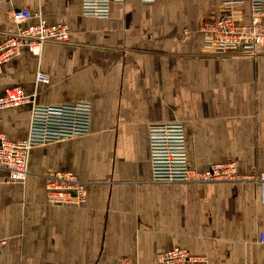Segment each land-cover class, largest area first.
<instances>
[{
  "label": "crops",
  "instance_id": "crops-1",
  "mask_svg": "<svg viewBox=\"0 0 264 264\" xmlns=\"http://www.w3.org/2000/svg\"><path fill=\"white\" fill-rule=\"evenodd\" d=\"M230 1L243 2L248 24L250 0H125L106 18L85 16L83 0H0V46L38 15L70 33L68 44H45L39 57L24 48L0 65V97L19 88L39 106L92 103L88 134L32 148L25 182L0 170V264H157L174 249L207 264H264L263 184L153 180L149 133L160 123L182 125L197 172L264 173V46L255 57L203 52L202 25ZM14 10L33 18L14 24ZM31 108L0 111V132L26 140ZM49 172L86 183V200L50 204Z\"/></svg>",
  "mask_w": 264,
  "mask_h": 264
},
{
  "label": "built area",
  "instance_id": "built-area-1",
  "mask_svg": "<svg viewBox=\"0 0 264 264\" xmlns=\"http://www.w3.org/2000/svg\"><path fill=\"white\" fill-rule=\"evenodd\" d=\"M151 3L155 0H142ZM125 0H83V13L88 17L106 18L112 3ZM243 2L223 4L220 15L205 22L200 32L204 41V54L227 55L242 50L249 56H257L264 46V0H250V22L244 23ZM33 15L27 10H14L11 22L21 25ZM38 23L20 27L0 46V65L19 56L24 48L39 57L45 44L65 45L70 42L67 26H51L37 16ZM185 38L189 32H184ZM1 71V69H0ZM38 83L48 79L39 75ZM32 104L28 137L23 141H11L0 132V170L8 173V183L25 182L29 172V155L32 148L62 140L87 135L90 128L92 103L88 98L64 104L35 105L33 98L19 88L7 90L0 97V111ZM150 154L153 180L156 183L212 184L256 181L264 186V173L258 176H240L233 164L217 165L205 173L191 169L187 162L184 130L180 123H160L150 126ZM45 180L46 199L54 206L78 205L87 197V184L70 172H49ZM2 242L0 241V244ZM259 243L264 249V235ZM1 247V245H0ZM159 264H207L201 256L184 249H174L158 254Z\"/></svg>",
  "mask_w": 264,
  "mask_h": 264
},
{
  "label": "rangeland",
  "instance_id": "rangeland-1",
  "mask_svg": "<svg viewBox=\"0 0 264 264\" xmlns=\"http://www.w3.org/2000/svg\"><path fill=\"white\" fill-rule=\"evenodd\" d=\"M2 244L3 243H1L0 245L2 246ZM157 257H158V255L156 256V262H157V264H159L158 260H157ZM121 264H136V263L134 261H132L131 259H129V258H122Z\"/></svg>",
  "mask_w": 264,
  "mask_h": 264
}]
</instances>
